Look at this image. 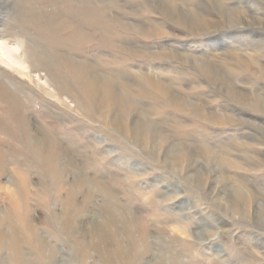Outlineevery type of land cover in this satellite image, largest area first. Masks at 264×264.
Returning <instances> with one entry per match:
<instances>
[{
	"label": "rangeland",
	"instance_id": "rangeland-1",
	"mask_svg": "<svg viewBox=\"0 0 264 264\" xmlns=\"http://www.w3.org/2000/svg\"><path fill=\"white\" fill-rule=\"evenodd\" d=\"M0 30L31 47L0 61V218L28 262L0 264H264V0H0Z\"/></svg>",
	"mask_w": 264,
	"mask_h": 264
},
{
	"label": "bare ground",
	"instance_id": "bare-ground-1",
	"mask_svg": "<svg viewBox=\"0 0 264 264\" xmlns=\"http://www.w3.org/2000/svg\"><path fill=\"white\" fill-rule=\"evenodd\" d=\"M5 3V2H4ZM4 5V4H3ZM32 6H34V9L36 10L37 8V6H36V4H34V5H32ZM10 7V6H9ZM36 14V13H35ZM46 27L48 28V25H46ZM52 27V26H51ZM46 28V29H47ZM50 32V33H49ZM49 34L51 35V34H54V35H56L57 34V32H55V31H53V30H49ZM73 35H77V34H73ZM69 39H70V37H69ZM19 40V39H18ZM58 42H67L68 41V38H66L65 40H59V39H56ZM70 41V40H69ZM57 44V43H56ZM19 45L20 44H15V43H13L12 41H11V38H9V37H7V36H5L4 35V32H2L1 30H0V61L2 62V64H4L5 66H7V67H11V68H18V69H20V70H22V71H24V72H26L27 71V69L28 68H30L31 66L28 64L27 65V63H29L28 62V60L26 59V55H27V53H28V51H29V49H31V47L29 46L28 47V50L27 51H24L23 53H19L18 51L20 50V48H19ZM60 54H57V57H60L59 56ZM29 56V55H28ZM35 56V55H34ZM36 56L38 57L39 56V54H37V52H36ZM35 56V57H36ZM31 57V56H30ZM36 57V58H37ZM31 60H32V62H33V56L31 57ZM31 60H30V63H32L31 62ZM34 60H35V58H34ZM81 66H84L85 67V65L84 64H82V65H80V67ZM32 67H33V65H32ZM2 68V67H1ZM35 68V67H34ZM81 69V68H80ZM38 70V69H37ZM39 71V70H38ZM26 75H28V74H26ZM78 75V73L76 74V76ZM9 78V77H8ZM8 78H5V79H8ZM81 78V77H80ZM8 80H10V79H8ZM12 80V79H11ZM43 79H42V77L41 76H39L38 77V81H42ZM6 82H7V80H6ZM10 82V81H9ZM91 82V81H90ZM12 83V82H11ZM44 83H45V85H49L48 83H47V81H44ZM15 84V83H14ZM13 84V85H14ZM16 86V85H15ZM90 89H92L93 91H97L98 90V87H97V85H96V83L95 82H92V85H90V84H88L87 85ZM93 86H96V88L95 89H93ZM2 87V86H1ZM0 87V88H1ZM14 87V86H13ZM8 88V87H7ZM12 88V87H11ZM3 89H5V88H3ZM9 89H10V87H9ZM18 89V88H17ZM16 89V90H17ZM97 89V90H96ZM10 90H14V89H10ZM4 91V90H3ZM10 92V91H9ZM7 93V92H5V93H7V94H5L7 97H8V99H11V101H12V103H13V105H14V108L17 110H19L20 108H22V107H25V103L24 102H22L21 100H20V98L17 96V95H15V93H13V91H12V93L13 94H11V93ZM15 92V91H14ZM18 92V91H17ZM14 101V102H13ZM115 118H114V122H113V124H115V125H117L118 124V118L116 117V116H114ZM138 119V118H137ZM41 123H45V121L44 120H42V122ZM40 124V123H39ZM41 126V125H40ZM39 126V127H40ZM47 125H46V123L44 124V127H46ZM139 127H141L140 125H139ZM134 129H135V138H137V140L138 139H140V133H139V131H138V129H137V127H135L134 126ZM46 131H48V133H45L44 134V137L42 138L43 140H42V143H43V145L41 146V147H43V146H47V144L48 143H50V142H52L53 143V145L54 146H57L56 147V150H55V153H57V152H61V153H63L64 151H63V149H64V146L61 144V140H63V138L60 140L59 138H58V136L51 130V129H48V128H46L45 129V132ZM35 136V135H34ZM40 140V139H39ZM141 141V140H140ZM63 143V142H62ZM40 147V149H36V148H34V153L35 152H41L42 154H40L43 158L42 159H46L47 157H49V153H48V151H46V152H44V150L45 149H43L42 150V148ZM169 147V146H168ZM53 148V147H52ZM170 148V147H169ZM171 149V148H170ZM5 150V149H4ZM4 150H3V152H4ZM173 150V149H172ZM29 152H30V150H29ZM28 152V153H29ZM51 153V152H50ZM172 153H173V151H172ZM58 154V153H57ZM174 154V153H173ZM166 158H168V157H166ZM194 158V157H193ZM169 159V158H168ZM9 160V157H5V155H4V153L3 154H1V156H0V167H2V166H4L5 165V161H8ZM171 161V160H170ZM176 161V160H175ZM176 165V164H175ZM177 167V166H176ZM193 169V168H192ZM110 171V170H109ZM188 171H190V170H188ZM18 172V171H17ZM202 172V171H201ZM20 173V172H19ZM193 173H195V172H193ZM199 173V172H198ZM24 174V173H23ZM95 174V173H94ZM101 174V173H100ZM112 174V173H111ZM120 174V173H119ZM190 174V173H189ZM19 175V174H18ZM103 175V174H102ZM110 175V174H109ZM197 175V174H196ZM101 176V175H100ZM193 176H194V174H193ZM20 177V176H19ZM23 177V176H22ZM195 178V177H194ZM22 179V178H21ZM25 179V178H24ZM194 180H196V179H194ZM199 181V180H198ZM16 182H17V180H16ZM24 182V181H23ZM200 182V181H199ZM25 183V182H24ZM100 183V182H99ZM100 185L102 186V187H104V188H106L107 186H105V184L104 183H100ZM19 186H21L20 185V183H19ZM24 187V186H23ZM16 188V187H15ZM232 188V187H231ZM0 189H4V187L3 186H1L0 185ZM143 189V188H142ZM61 191V190H60ZM108 191V193L110 192H112V191H110V190H107ZM136 191V190H135ZM238 192V191H237ZM70 193H71V191H70ZM139 193V192H138ZM141 193V192H140ZM135 194V193H134ZM143 194V193H142ZM146 194H148V193H145V195ZM231 194H232V191H231ZM70 195V194H69ZM237 194H235V196H236ZM218 196V195H217ZM231 196H233V194L231 195ZM230 196V197H231ZM2 197V196H1ZM234 197V196H233ZM238 198L240 197L239 195L237 196ZM233 199V198H232ZM236 199V198H235ZM234 199V200H235ZM227 200V199H226ZM227 201H229V200H227ZM218 202V201H217ZM225 202V201H224ZM231 202V201H230ZM19 203V202H18ZM233 206V208L235 209H237V207H238V205H237V207H236V202L234 203H231ZM230 205V204H229ZM231 207V206H230ZM225 208H227V207H225ZM224 208V209H225ZM1 209V208H0ZM232 209V208H231ZM3 212V211H2ZM67 213V215H70L71 217H72V215L69 213V211H67L66 212ZM2 214V213H1ZM2 216V215H1ZM0 216V217H1ZM2 218H3V216H2ZM171 218V217H170ZM71 220V219H70ZM67 221V225H69V221L68 220H66ZM109 222V224H111V223H115L116 221H113V219H109L108 220ZM17 222V220H15L14 218H11V219H9V220H7V219H1L0 218V247H2V248H4V249H6L7 251H9L10 253H11V257H12V260H17V261H19L20 263H24L25 262V260H24V255H23V250L25 249V246L23 245V242H22V239H21V236H20V229H21V227H17V226H15V223ZM25 222V225L28 223L27 221H24ZM147 222V221H146ZM120 222H118L117 224H119ZM158 224V223H157ZM150 225H151V223H150ZM65 226V225H64ZM100 226V225H99ZM162 226V225H161ZM101 227V226H100ZM99 227V230L98 229H96V230H98V231H102V229ZM25 228H26V226H25ZM136 228H138V230H144L146 227H145V225L144 224H140L139 226H136ZM30 229V228H29ZM25 231V230H24ZM87 232H89V231H87ZM1 249V248H0ZM9 263H11V262H9ZM25 263H28V262H25ZM32 264V263H31Z\"/></svg>",
	"mask_w": 264,
	"mask_h": 264
}]
</instances>
